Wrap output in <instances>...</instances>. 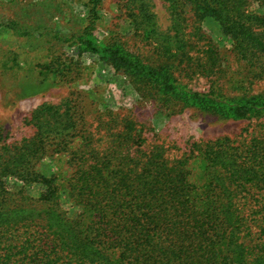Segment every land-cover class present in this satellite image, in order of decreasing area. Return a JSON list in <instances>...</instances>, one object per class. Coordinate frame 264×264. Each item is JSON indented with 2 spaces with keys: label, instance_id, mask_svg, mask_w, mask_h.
Instances as JSON below:
<instances>
[{
  "label": "trees",
  "instance_id": "16d2710c",
  "mask_svg": "<svg viewBox=\"0 0 264 264\" xmlns=\"http://www.w3.org/2000/svg\"><path fill=\"white\" fill-rule=\"evenodd\" d=\"M132 1L137 28L158 33L149 1ZM165 1L175 31L165 34L167 59L179 58L187 74L213 76L221 66L217 45L208 41L198 49L201 38L187 36L192 12L196 31L205 17H214L238 58L260 67L255 74L261 76L264 0ZM255 3L258 10H252ZM91 29L59 33V39L97 53L129 75L142 96L224 116L264 111V93L237 99L215 86L193 90L171 67L146 63L118 40L96 44ZM75 114L68 100L37 106L24 118L35 134L21 145L6 142L0 125V264H264V127L249 139L195 142L189 155L171 162L159 149L144 157L127 150L115 158L114 149L101 154L82 128L84 119L78 128ZM124 134L123 140L131 136ZM76 139H82L83 154L93 161H82L68 179L78 207L70 217L57 176L45 177L36 164L50 150L68 151ZM24 184H40V190L31 194Z\"/></svg>",
  "mask_w": 264,
  "mask_h": 264
},
{
  "label": "rangeland",
  "instance_id": "374dc122",
  "mask_svg": "<svg viewBox=\"0 0 264 264\" xmlns=\"http://www.w3.org/2000/svg\"><path fill=\"white\" fill-rule=\"evenodd\" d=\"M148 1L158 30L153 35L137 28L130 0H0V125L5 141L21 145L35 134V128L24 121L32 110L43 103L67 100L76 113L78 128L84 119L82 128L91 137L92 146L101 154L116 150L115 158L123 157L127 150L144 157L159 149L175 162L189 155L195 142L202 145L219 137L249 139L264 127V111L251 117L224 116L195 105H170L159 97L142 96L129 75L115 70L97 53L59 39V33H78L89 25L96 44L118 40L148 64L165 63L180 83L193 90L205 92L215 86L226 97L237 99L264 93V64L261 76H257L260 67L238 58L214 17H205L196 31L193 14L187 13L186 33L189 39L201 38L198 49L208 41L218 46L221 66L216 74H187L179 58L167 59L164 45L169 39L165 34L175 33L168 3ZM253 9L258 10L257 3ZM124 132L136 136L123 140ZM81 144L82 139H76L68 151L50 150L36 164L45 177L57 176L63 209L70 217L76 215L78 207L70 198L68 179L75 176L82 161H93L83 154ZM8 180L16 181L12 177ZM25 189L37 194L40 184H28Z\"/></svg>",
  "mask_w": 264,
  "mask_h": 264
}]
</instances>
